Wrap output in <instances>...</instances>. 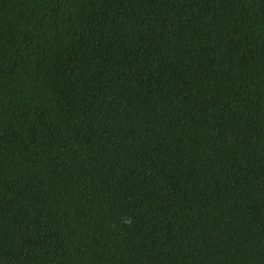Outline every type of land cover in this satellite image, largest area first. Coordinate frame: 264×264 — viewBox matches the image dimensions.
<instances>
[{"label":"trees","instance_id":"1","mask_svg":"<svg viewBox=\"0 0 264 264\" xmlns=\"http://www.w3.org/2000/svg\"><path fill=\"white\" fill-rule=\"evenodd\" d=\"M0 264H264V0H0Z\"/></svg>","mask_w":264,"mask_h":264},{"label":"clouds","instance_id":"2","mask_svg":"<svg viewBox=\"0 0 264 264\" xmlns=\"http://www.w3.org/2000/svg\"><path fill=\"white\" fill-rule=\"evenodd\" d=\"M126 223H128V224H131V220H130V219H128V220L126 221Z\"/></svg>","mask_w":264,"mask_h":264}]
</instances>
